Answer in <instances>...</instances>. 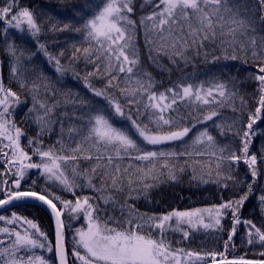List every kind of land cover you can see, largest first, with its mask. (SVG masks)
<instances>
[{
	"label": "snow or ice",
	"instance_id": "1",
	"mask_svg": "<svg viewBox=\"0 0 264 264\" xmlns=\"http://www.w3.org/2000/svg\"><path fill=\"white\" fill-rule=\"evenodd\" d=\"M145 5H151L152 10L141 16L139 23L144 29L150 61L159 65L157 56L162 54L181 73L200 58L204 63L212 64L221 59L240 61L245 65L251 61L255 71H249L247 79L256 82V90L252 94L256 101L255 110L248 112L246 124L235 118L222 119L220 122L214 120L221 116L222 108L229 107L236 112L237 100L242 108L247 105L244 94L237 87V77L224 78L228 72L227 66L219 70L220 75H214L206 82H186L188 77L182 75L163 91L154 90L157 82L152 74L138 68L140 59L133 43L136 22L130 18L134 11L133 0H91L83 8H74V15L69 19L45 14L42 21H38L35 9L24 5L21 0H6L4 6L0 7V21L5 25L21 32L27 31L33 38L39 37L44 31L45 22L48 24V31L81 34L90 46L81 49L73 45V58L77 52L90 57L94 43L98 53L96 59L103 58L107 61L104 71L109 79L104 88H96L89 82L88 76L99 73V66L96 73H88L83 78L85 87L95 97L106 101L108 107L85 98L79 99V106L87 111L77 119L84 123L67 129L70 139L79 137L74 141L75 146H66L62 140H58L59 148L49 146L45 149L41 146L39 136L45 131H51L52 115L59 101L49 105L38 98L41 84L37 81L43 82L46 92L52 91L54 85L50 84L42 72L31 69L36 73V79L30 85L34 94L33 107L28 111L35 113L34 122L39 127L37 137H29L27 141L31 154L21 144V137L25 133L11 119L13 105H19L20 96L11 88L5 87L0 79V156L3 157L5 172L15 177L10 186L6 179L0 181V196L3 197L0 198V208L14 202L38 201L50 210L55 230L53 244L48 234L33 220L15 212L11 217L0 215V221L5 225L0 227V245H6L0 247V264H189L193 257L196 261L201 260V254L182 248L173 249L167 240V231H182L186 239L189 231L184 230L183 226L186 225L188 229L218 227L226 210H231L235 224L241 223L237 212L252 194V183H255L259 175L258 156L250 153L249 149L252 138L256 135L253 126L264 121V0H255L254 7H249L245 0H144L141 8ZM85 9L90 11L85 12ZM127 49L131 51L128 52ZM38 50L53 63L55 71L61 76L70 70L61 64L58 56L48 52L44 43H39ZM217 50L219 55L215 54ZM8 52L14 58L12 76L17 79L21 88H28L25 73L29 69L21 66V58L25 57V52L20 51L17 55V47L13 44L8 45ZM153 52L157 56H153ZM31 55L35 53L27 58L31 59ZM63 55L61 52L60 56ZM163 70L169 73L172 71L169 68ZM114 71L125 73L124 87L118 83L113 84V81L118 80V76L112 74ZM112 87H116L121 95L128 98L125 105L108 92ZM65 102L75 103L67 99ZM127 105L137 106L135 117L131 108L125 112ZM181 105L189 109L187 115L181 113ZM141 108L143 114H147V122L140 118ZM193 111L196 115H193ZM115 117L128 121L130 127L117 126ZM189 119L191 123L186 122ZM208 121H213V126L221 136L229 133L238 136L241 141L239 148L221 145L207 127L189 135L197 124H207ZM238 124L240 127H237ZM63 132L61 124V134ZM173 142H180L183 150L162 148ZM204 155L216 158L217 170L222 167V162L229 163V174L224 177L225 181L235 179L231 175L232 165L243 161L248 166L252 183L247 185V191L239 199L228 200L211 208L173 210L158 216L140 214L125 200L120 205L121 216L117 218L102 217L99 205L92 202V197L76 196L75 193L77 187L87 186L102 193L98 199L103 200L104 204L117 203L115 197L107 192L109 188L115 192H123L127 187L129 198L132 192L142 188L143 194L147 196L148 189L155 187L161 177L167 175L170 180H176V172L185 170L183 166L177 167L176 163L171 162L174 158ZM34 156L38 160H33ZM125 158L141 161L143 164H129L122 168L117 161L123 162ZM259 159L264 162V146L260 149ZM79 160L95 162L81 172L78 163L69 164V161ZM192 163L199 164L201 161L193 160ZM133 168L135 170L130 171ZM31 169L38 170L53 189L58 187L63 192H71L76 196L75 201L63 199L47 187L40 192L22 189L21 181ZM193 172L195 173V169ZM216 175L220 177L221 172L217 171ZM97 176L100 180L99 187L93 183ZM81 177L86 180V185L79 183ZM193 179H196L195 174ZM224 187H227L226 183ZM259 201L261 211L264 212V195L259 197ZM65 214L69 219L77 220L82 216L85 221V226L74 230L71 251L66 247V224L62 219ZM206 216L209 222H205ZM243 223L250 226L248 242L252 243L251 237L255 234L259 242L264 244V231L251 221ZM24 224L27 228L22 227ZM67 227L71 229V225ZM235 231L233 227L232 234ZM3 237H7V240ZM225 247L227 248V244ZM53 252L54 261L43 254ZM208 255L212 257L211 264H217V254ZM261 255L264 256V253ZM191 264H195V261H191ZM219 264H264V261L223 258Z\"/></svg>",
	"mask_w": 264,
	"mask_h": 264
},
{
	"label": "trees",
	"instance_id": "2",
	"mask_svg": "<svg viewBox=\"0 0 264 264\" xmlns=\"http://www.w3.org/2000/svg\"><path fill=\"white\" fill-rule=\"evenodd\" d=\"M21 2L26 6L34 8L37 13L38 21H42L45 14L51 15L54 18L69 19L74 15V8H83V6L91 2V0H21ZM245 2L249 7L255 6V0H245ZM5 3L6 0H0V7L4 6ZM141 4H144V0H133L134 11L130 14V18L136 22V37L133 43L138 49L140 59L138 68H143L150 72L157 82L154 90L163 91L182 75L188 77L186 82L195 84L206 82L214 75H220L219 70L227 66L228 72L225 74L224 78L227 79L231 76L237 77V87L240 88L242 94H244V100L247 101V105L242 108L240 101L237 100L235 104L237 108L236 112H233L229 107L222 108L220 109L221 116L215 117L214 120L220 122L222 119L235 118L241 123L246 124L248 112L254 111L256 107V101L252 98V94L256 90V82L247 79V73L249 71H255V67L251 61L249 64L245 65L240 61H224L221 59L218 63L212 64L204 63L203 59L200 58L194 60L193 63L184 68V72L181 73L176 70V66L171 64L166 56L162 54L157 56V53L153 52L152 55L157 56L159 65L153 63L149 60V51L145 46L144 29L139 23L141 16L149 14L152 7L151 5H145L141 8ZM89 11L90 10L85 9V12ZM76 20H79V17H76ZM73 22L75 23V20ZM5 28H7L6 32ZM39 43H44L48 52L54 56H58L61 64L70 70L66 71L62 76L57 73L53 63H50L47 57L38 50ZM9 44H13L17 47V55H19L20 51L25 52V57L21 58V66L29 69V71L25 73L29 85L28 88H21L17 79L12 76L11 67L14 58L8 52ZM73 45L81 49L90 46L81 34L74 32L54 33L48 31V24L46 22L44 23V31L39 37L33 38L27 31L21 32L17 29L10 28L5 25L3 21H0V79L3 80L5 87L11 88L20 96L21 102L19 105H13L11 119H13L16 125L25 133V135L21 137V144L26 147V150H28L30 154L31 149L27 148L28 138H36L39 132V127L34 122L35 113L28 111L33 107L34 93L30 90V85L32 81L36 79V73L31 71V69L34 68L38 72H42L44 76L48 78L50 84L54 85L52 91L46 92L43 87V82L37 81V83L41 84L38 98L49 105L59 101V105L54 109L52 115L53 122L51 124V131H45L39 136L41 146L45 149L49 146L59 148L57 144L58 140H62L66 146H75L74 141L78 140L79 137L70 139L67 129L70 126L79 127L84 123V121L77 119L78 116L87 111V109L79 106V99L85 98L105 108L108 107L106 101L100 97H95L92 92L85 87L83 79L85 76H88V73H96L97 66H99L100 72L96 75L88 76V80L94 87L104 88L109 79L107 73L104 71L107 61H104L103 58L101 60L96 59L98 53L95 51L96 46L94 43L92 44L93 51L90 57H86L83 52H77L75 53V58H73ZM126 51L130 52L131 49H127ZM61 52L64 53L63 56H60ZM31 53H35V55H31V59H28L27 57ZM215 54L219 55V50H217ZM89 60L94 62H89ZM181 67H183V65H181ZM164 68L171 69V73L163 70ZM112 74L118 76V80L113 81V84L115 85L118 83L121 87H124L125 73L114 71ZM239 81H243V83H239ZM53 91H55V95H53ZM108 92L113 94L122 105L126 104L128 98L121 95L116 87L109 88ZM66 99L75 101V103H66ZM136 107V105H127L125 107V112L127 113L129 108H131L132 114L135 117ZM193 108H195V106H193ZM180 111L187 115L189 109L181 105ZM65 113L67 115H65ZM141 113L140 118L147 122V114H143L142 108ZM168 115L174 116L175 113H168ZM193 115H196L195 111H193ZM115 121L117 126L130 127L128 121L121 120L119 117H115ZM186 122L191 123V119ZM61 124H63L64 128L63 134H61ZM205 127L208 128L209 132L216 137L221 145L228 144L234 149L239 148L241 143L240 138L232 133L221 136L219 131L213 126V121H208L207 124H197L196 128H194L193 132L189 135L192 136L195 132ZM237 127H240V124H238ZM253 128L256 130V135L252 138L249 151L258 156L257 168L259 169V175L255 183H252L251 172L243 161L232 165L231 175L235 179L225 181L224 177L229 174V163L227 161L222 162V167L217 170L216 158L210 155H204L199 157L174 158L171 162L176 163L177 167L183 166L185 170L183 172H176V180H170L167 175L161 177V181L157 183L155 187L148 189L147 196L143 194L142 188L140 191L132 192L131 198H129V189L127 187H125L123 192H115L113 189L109 188L107 192L115 197L117 203L113 204L110 202L104 204L103 200L98 199L102 193L94 191L87 186L77 187L75 189L76 196L92 197V202L99 205L101 210L100 215L102 217L115 216L120 218V205L124 204L125 200H127L128 205L133 206L140 214L146 213L148 215L158 216L167 214L173 210L188 211L196 208L218 206L228 200H237L247 191V185L252 183V194L237 212V216L241 223L235 224L231 210H226V215L221 219V225L216 228L204 229L199 227L197 229H188L187 226H183L184 230L189 231V236L186 239L182 231L169 230L166 232V237L173 249L182 248L185 251H193L203 255L201 256L202 264H211L212 257L208 255L209 253L217 254V263L223 258L228 260L243 258L251 261H264V256L261 255V253H264V244L259 242L255 234L251 237L252 243H249L248 231L250 226L243 223L244 221H251L257 228L264 231V212L261 211L259 201V197L264 195V162H261L259 159L260 149L264 146V121L258 122ZM162 148L164 150H183L182 146H180V142H173L162 146ZM5 151L7 150L5 149ZM33 160H38V157L34 156ZM193 160H199L201 163L193 164ZM185 161L188 163H185ZM94 162L95 161L79 160L69 161V164L78 163L80 165V171L83 172ZM117 162L121 163L122 168L127 167L129 164L134 166H142L143 164L141 161L130 160L128 158H125L123 162ZM189 165H191V167ZM193 169H195V173ZM134 170L135 168L130 169V171ZM217 171L221 172L220 177H217ZM0 173H3L0 174V181L6 179L8 181V186H10L15 177L5 172L2 156H0ZM194 174L196 179H193ZM33 181L36 183L33 184ZM79 183L86 185V180L81 177L79 178ZM93 183L97 187L100 186L98 176L93 180ZM225 183L227 187H224ZM126 184L127 181H125V185ZM8 186L3 187L7 188ZM21 187L24 190H35L37 192L47 187L49 190L55 191V194L62 196L63 199L72 200L73 202L76 199V196H73L71 192H63L58 187L53 189V186L50 183H46L45 177L40 175L39 171L36 169L28 170L25 179L21 181ZM207 191L212 194V197L204 199ZM0 198L3 197L0 196ZM13 212L33 220L48 234L49 240L52 241L53 244L55 243L54 224L51 216L44 208L35 203H25L5 212L3 215L11 217ZM126 214L127 212L125 211V215ZM62 219H64L66 224V247L71 251L74 230L78 227L85 226V221L82 216L78 220L69 219L67 214H65ZM0 225H4V222L0 221ZM67 225H71V229H69ZM22 227L27 228V225L24 224ZM233 227L236 229L235 234L231 232ZM230 235L231 240H229ZM226 244L227 248L225 247ZM44 254L49 259L55 260L54 252Z\"/></svg>",
	"mask_w": 264,
	"mask_h": 264
},
{
	"label": "water",
	"instance_id": "3",
	"mask_svg": "<svg viewBox=\"0 0 264 264\" xmlns=\"http://www.w3.org/2000/svg\"><path fill=\"white\" fill-rule=\"evenodd\" d=\"M25 203H36V204L42 206L44 209H46V211L51 215V212H50L49 209H47V206H46V205H42L40 202H38V201H34V200H27V201H24V202H14L12 205H8V206H6L5 208H0V215H1L3 212H5V211H7V210H9V209H11V208H14V207H16V206H19V205H22V204H25ZM51 217H52V216H51ZM52 219H53V217H52ZM53 221H54V219H53ZM218 264H219V263H218Z\"/></svg>",
	"mask_w": 264,
	"mask_h": 264
},
{
	"label": "rangeland",
	"instance_id": "4",
	"mask_svg": "<svg viewBox=\"0 0 264 264\" xmlns=\"http://www.w3.org/2000/svg\"><path fill=\"white\" fill-rule=\"evenodd\" d=\"M208 208H211V207H208ZM205 222H209V220H208V218H207V216H206V218H205ZM173 223H174V221H173ZM4 225H1L0 227H3ZM215 228V227H214ZM5 240H7V237H3ZM4 246H6V245H0V247H4ZM39 254V253H38ZM44 254V253H43ZM45 255V254H44ZM191 261H195V264H202L203 262H202V260H199V261H196L195 260V257H193V258H191ZM191 261L189 262V264H191Z\"/></svg>",
	"mask_w": 264,
	"mask_h": 264
},
{
	"label": "bare ground",
	"instance_id": "5",
	"mask_svg": "<svg viewBox=\"0 0 264 264\" xmlns=\"http://www.w3.org/2000/svg\"><path fill=\"white\" fill-rule=\"evenodd\" d=\"M211 197H212V194L209 191H207L206 194H205V198L204 199H209ZM206 208H208V207H206ZM201 256H203V255H201Z\"/></svg>",
	"mask_w": 264,
	"mask_h": 264
}]
</instances>
